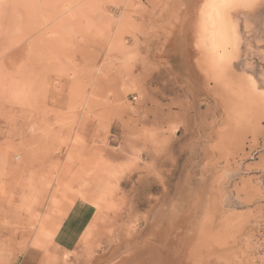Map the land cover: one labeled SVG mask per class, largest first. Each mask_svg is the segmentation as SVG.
I'll return each mask as SVG.
<instances>
[{"label": "rangeland", "instance_id": "obj_1", "mask_svg": "<svg viewBox=\"0 0 264 264\" xmlns=\"http://www.w3.org/2000/svg\"><path fill=\"white\" fill-rule=\"evenodd\" d=\"M204 2L0 0V264H264V0L216 78Z\"/></svg>", "mask_w": 264, "mask_h": 264}, {"label": "bare ground", "instance_id": "obj_2", "mask_svg": "<svg viewBox=\"0 0 264 264\" xmlns=\"http://www.w3.org/2000/svg\"><path fill=\"white\" fill-rule=\"evenodd\" d=\"M202 6L200 7V10ZM57 7L58 6H56V8ZM242 7L244 9L248 8L244 6ZM61 9L63 8L61 7ZM230 11L228 13V20H227L228 35H222L220 33L219 28H213L211 25H209L207 32H204L201 27V18H200V11H199V19L197 20L198 27H196V29L198 28L199 38H198L197 33L195 35H197V38L199 39L200 43L205 45V48L207 47V57L205 60L206 66H205L204 71L210 72L211 74L210 76H214V78L220 77L222 72H224L225 70L227 69L230 70L232 68L231 63L236 58L234 51L236 50L238 43L232 38L233 37L232 30H234L236 36H238V32H237L236 25L231 18ZM66 12L67 10L64 8V10L59 11L58 16H57L58 13L55 14L57 16V19L60 20L59 25L62 26V28L70 23V21L67 20L69 17L68 18L66 16L63 17L66 14ZM198 39H197V42H198ZM251 80L253 79L247 78L243 80V83H241L240 91L238 94L239 99L236 102V107H234L235 108L234 110H236V114H238L239 118H244L248 122H252L254 125H259L261 119H264V95L261 94V91H259L258 86L255 90L250 86ZM238 90L239 89H237V91ZM204 242H206V240L201 241V246H200L201 251L203 253L200 251L201 253L199 252L200 254L199 253L197 254L196 252L197 255H195L196 257L194 256L195 258L190 256L192 258V261L190 262L189 260L191 258H188V261L190 262L188 264H236L235 260H233L232 262H227L226 260L217 261V260L212 259L213 255L210 254V251L208 250L209 251L208 252L207 250H205L207 249L206 247H208L209 245L205 246L206 243ZM184 260L187 261V259H184Z\"/></svg>", "mask_w": 264, "mask_h": 264}, {"label": "snow or ice", "instance_id": "obj_3", "mask_svg": "<svg viewBox=\"0 0 264 264\" xmlns=\"http://www.w3.org/2000/svg\"><path fill=\"white\" fill-rule=\"evenodd\" d=\"M240 4L244 7H252L255 0H205L201 10V27L207 32L209 25L213 28H219L222 35H228V13L231 9ZM233 31V39L238 43L239 37ZM251 79V78H250ZM250 86L255 90L257 88L255 80H251ZM264 95V89L261 90Z\"/></svg>", "mask_w": 264, "mask_h": 264}]
</instances>
